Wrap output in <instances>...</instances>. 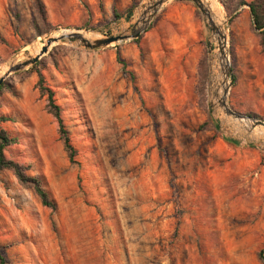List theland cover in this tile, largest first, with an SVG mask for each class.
I'll return each mask as SVG.
<instances>
[{
  "label": "rangeland",
  "instance_id": "rangeland-1",
  "mask_svg": "<svg viewBox=\"0 0 264 264\" xmlns=\"http://www.w3.org/2000/svg\"><path fill=\"white\" fill-rule=\"evenodd\" d=\"M147 1L40 0L39 9L36 0H0V66L62 29L121 33ZM216 1L227 103L264 120V46L249 7L227 0L228 12ZM212 37L192 1L168 0L138 40L98 49L63 40L1 83L0 115L10 120L0 127L17 138L4 154L39 177L56 204L44 207L0 170L5 264H264V131L210 106Z\"/></svg>",
  "mask_w": 264,
  "mask_h": 264
},
{
  "label": "water",
  "instance_id": "water-1",
  "mask_svg": "<svg viewBox=\"0 0 264 264\" xmlns=\"http://www.w3.org/2000/svg\"><path fill=\"white\" fill-rule=\"evenodd\" d=\"M168 0H148L146 3L142 4L140 8L138 9L137 16L134 20V22L131 24V26L127 29L129 31H123L118 34H109V35H101L97 36L93 33H90L93 35L92 38H86L80 30H72V32L63 35L60 37V40H71V41H76L78 42L82 47L88 48V49H98V48H103L107 47L112 44H116L122 41L130 40V39H135L138 38V36L144 31L146 28V25L149 23L150 19L152 16L159 10V8ZM192 1L204 19L206 20L211 32L212 36H217L218 38L221 39L222 42L218 43V48L221 50H224V53L227 57L228 61V56L226 54V33H225V28H224V22L223 21L220 25L216 24L213 22L210 18L209 12L207 9L203 6L201 0H190ZM144 15V20H141V25L138 26L137 20L140 19L141 16L139 15ZM87 32V31H86ZM89 33V32H88ZM216 36L214 38H216ZM214 38H212L214 40ZM213 40H208L207 41V47H208V54L211 55L213 51ZM56 41V38H48L46 41V45L43 46L38 54L35 55H30L27 54L25 57L21 60L18 61H13L12 63L9 64L7 70L5 73L0 77V84L11 74L16 73L18 71L24 70L28 68L29 66H32L35 64L44 54H46L49 49L48 46L52 44V42ZM221 45V46H220ZM230 72L229 69V64L224 68L222 72V78H221V84L218 85L212 90H210V80H209V97H210V106L212 108L218 109L219 113L222 115H227L229 117H232L236 121H239L243 123L247 128H258L262 129L264 131V120L260 118H256L251 115L243 114L240 112H237L233 110L227 103V94H228V89H229V82L227 81V76ZM210 73H211V67H210ZM249 122V124L246 123ZM262 127V128H259Z\"/></svg>",
  "mask_w": 264,
  "mask_h": 264
},
{
  "label": "trees",
  "instance_id": "trees-1",
  "mask_svg": "<svg viewBox=\"0 0 264 264\" xmlns=\"http://www.w3.org/2000/svg\"><path fill=\"white\" fill-rule=\"evenodd\" d=\"M39 4V9L40 7V0H36ZM224 8L230 12V8L227 5V0H219ZM236 8L240 5L247 4L249 7V11L251 14L252 18V24L255 30H257V33L260 35L261 39V44L264 46V0H250L247 2L246 0H236ZM42 11V10H41ZM116 16H119V14H116ZM34 28L36 30V36L41 35L42 32L36 27V24L34 25ZM135 40H138L135 39ZM118 61L123 64V61L117 57ZM36 65V64H35ZM43 78L40 76L39 79V84H40V91L42 94H46L47 96V108L48 111L54 116L56 119V122L58 124V131L60 133V136L63 141V146L64 149L66 150L68 154V158L71 162L75 161V155H76V150L71 144L70 137L68 134V131L63 123L62 117H61V109L58 104L55 103L54 100V92L52 89L49 87L43 86ZM4 85H0V89ZM256 116V115H254ZM10 120L9 117L0 115V123ZM224 140L231 144H237L238 141L235 139H231L228 137H224ZM17 138L14 136H11L8 132H6L3 128L0 127V170L3 169H9L12 171L18 182L28 188H31L34 193L38 196L40 199L41 204L44 207L55 209L56 204L55 202L49 197L47 191L44 189L42 181L39 177L37 176H30L26 173V168L22 164L12 160L8 159L5 154L4 150L7 146L16 143ZM259 257L263 260L264 262V249L260 250L258 252ZM0 264H5V258L2 253V250L0 248Z\"/></svg>",
  "mask_w": 264,
  "mask_h": 264
},
{
  "label": "bare ground",
  "instance_id": "bare-ground-1",
  "mask_svg": "<svg viewBox=\"0 0 264 264\" xmlns=\"http://www.w3.org/2000/svg\"><path fill=\"white\" fill-rule=\"evenodd\" d=\"M201 2L203 4V6L207 9V11L209 12L211 20L213 22H215L216 24L220 25L224 21V17H223L222 9L219 6L218 2L216 0H201ZM139 16H141V15H139ZM141 20L142 21L144 20V15H142L140 17V19L137 20V24L136 25L140 26L142 24ZM132 22H134V21H132ZM125 31H127V30H125ZM70 32H72V30H70V29L69 30L68 29H62V30H59V31H56V32L52 33L48 37H40V38H38L36 40V42H33L31 45H28L27 47H25L18 55H16V57L11 62L0 66V77L5 73V71L7 70V68H8L10 63H12L13 61H18V60L23 59L25 57L26 53L30 54V55L38 54L40 49L43 46L46 45V41H47L48 38H56V41L52 42V44L50 46H48V49H49L52 45H54V44H56L58 42H61V40H60L61 36L66 35V34H68ZM80 32L86 38H92L93 37L92 34L86 32V31H80ZM128 32L129 31H127V33ZM215 36H213L212 38H214ZM213 41L216 43V47L214 49L215 52L212 55L213 57H212V60H211V64H212V66H211V68H212L211 69V76H210L211 77V89L215 88L218 85H222L221 84L222 72H223L224 68L228 64L227 57H226V55L224 53V50H222V49L220 50L218 48V43L222 42L221 39L216 36V38H214ZM246 123L249 124V122H247V121H246ZM260 128H262V127H260Z\"/></svg>",
  "mask_w": 264,
  "mask_h": 264
}]
</instances>
